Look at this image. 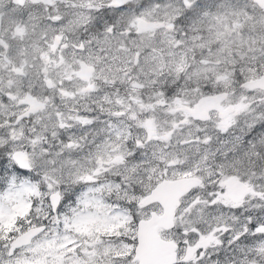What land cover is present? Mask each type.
Masks as SVG:
<instances>
[{"label": "snow or ice", "instance_id": "1", "mask_svg": "<svg viewBox=\"0 0 264 264\" xmlns=\"http://www.w3.org/2000/svg\"><path fill=\"white\" fill-rule=\"evenodd\" d=\"M0 264H264V0H0Z\"/></svg>", "mask_w": 264, "mask_h": 264}]
</instances>
